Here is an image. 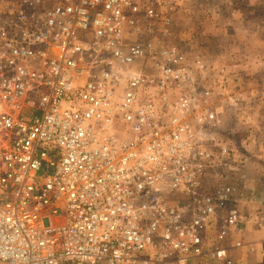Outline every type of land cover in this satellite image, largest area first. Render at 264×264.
I'll use <instances>...</instances> for the list:
<instances>
[{
	"label": "built area",
	"instance_id": "1",
	"mask_svg": "<svg viewBox=\"0 0 264 264\" xmlns=\"http://www.w3.org/2000/svg\"><path fill=\"white\" fill-rule=\"evenodd\" d=\"M158 1L0 0V264H233L220 242L264 232L207 179L225 68Z\"/></svg>",
	"mask_w": 264,
	"mask_h": 264
},
{
	"label": "rangeland",
	"instance_id": "2",
	"mask_svg": "<svg viewBox=\"0 0 264 264\" xmlns=\"http://www.w3.org/2000/svg\"><path fill=\"white\" fill-rule=\"evenodd\" d=\"M176 2L177 0H159L157 3L163 11L173 15L176 11L173 9ZM259 2V10L255 15L257 21L252 27L244 25L236 28L235 31L230 30L228 44L234 42L235 45L229 49L228 64L215 60L210 62L215 69L224 67L226 71V82L218 89L228 96L229 103L222 106L219 111L216 130L227 137L230 153L221 164L211 169V175L207 176V179L209 178L211 183L223 182L235 185L240 198L245 200H250L254 191L253 177L246 173V165L251 162L249 159L253 151L252 146L261 139L264 141V0ZM182 41L185 43V48H192L193 53L203 49L200 43L198 46H193L188 44L186 38ZM240 42L251 45L246 47L239 44ZM237 60H242L239 72L234 66ZM249 91H253V94H249ZM238 92L241 93L239 98H237ZM262 146L264 152V142ZM254 209L264 212V205ZM210 259L203 257V261L208 263ZM97 264H104V262Z\"/></svg>",
	"mask_w": 264,
	"mask_h": 264
},
{
	"label": "crops",
	"instance_id": "3",
	"mask_svg": "<svg viewBox=\"0 0 264 264\" xmlns=\"http://www.w3.org/2000/svg\"><path fill=\"white\" fill-rule=\"evenodd\" d=\"M179 3V4H178ZM172 18L174 23V38L180 43L182 39H188L193 46L201 44L203 49L197 53L209 62L219 61L228 64V52L235 43L228 44L230 30L246 25L252 27L255 15L259 10V0H177L174 3ZM257 8V9H256ZM264 8V7H263ZM235 36V35H233ZM244 46L251 45L244 42ZM250 52V50H247ZM253 51V50H252ZM236 59L237 56L235 55ZM208 58V59H207ZM242 60H237L234 65L239 72ZM241 66V67H240ZM253 94V91H251ZM262 139L254 144L251 162L246 165L248 176L253 177L254 191L250 200L242 199L245 208H256L264 205V152L262 150ZM213 231H209L212 236ZM241 237L242 245L232 247L233 241ZM221 246L228 247V254L233 264H264V232L255 228L247 227L241 235H234L220 242ZM203 257L190 259L187 264H225L219 260L203 261ZM205 258V257H204ZM208 258V257H207Z\"/></svg>",
	"mask_w": 264,
	"mask_h": 264
}]
</instances>
